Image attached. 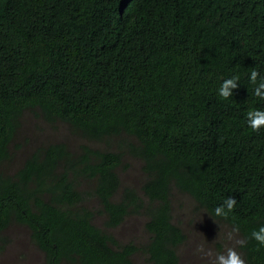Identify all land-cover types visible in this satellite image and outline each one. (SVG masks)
I'll return each mask as SVG.
<instances>
[{"label": "trees", "instance_id": "16d2710c", "mask_svg": "<svg viewBox=\"0 0 264 264\" xmlns=\"http://www.w3.org/2000/svg\"><path fill=\"white\" fill-rule=\"evenodd\" d=\"M262 78L264 0H0V254L19 225L43 264H181L177 191L238 226L245 264H264L251 238L264 226V127L246 118L264 111ZM27 111L79 142L32 146L12 169ZM126 155L140 185L123 181ZM132 215L146 219L142 242L114 234Z\"/></svg>", "mask_w": 264, "mask_h": 264}, {"label": "rangeland", "instance_id": "374dc122", "mask_svg": "<svg viewBox=\"0 0 264 264\" xmlns=\"http://www.w3.org/2000/svg\"><path fill=\"white\" fill-rule=\"evenodd\" d=\"M55 126V128L51 127L42 116H36L33 111L25 112L20 130L13 143V146L20 144L21 148L18 150L17 158L11 168L17 166L20 160H24V157L33 149L32 146L44 142L65 140L74 145L79 142L78 139L71 138L66 126L61 123H57ZM100 147H105V145L102 144ZM125 164L128 165V168L122 173L124 183L134 186L140 185L142 180L141 162L126 155ZM174 194V221L180 223L188 234L187 244L181 251V264H212L215 255L225 253L228 247H234L242 257L238 245L235 243L236 240H240L238 234H234L233 240H228L227 234L232 231L231 229L218 225L204 209L198 208L190 196L177 191ZM98 220L101 221L99 218ZM145 223L144 216L132 215L127 218L123 225L114 230V234L123 242L131 239L142 242L148 235L145 230ZM6 235L9 236L10 241L8 239L9 242L5 243L8 244L5 246L4 252L0 254V264L44 263V253L32 242L30 233L25 228L14 225ZM218 243H222V248L218 249ZM208 250L213 252L212 258L205 255Z\"/></svg>", "mask_w": 264, "mask_h": 264}, {"label": "clouds", "instance_id": "9594fccd", "mask_svg": "<svg viewBox=\"0 0 264 264\" xmlns=\"http://www.w3.org/2000/svg\"><path fill=\"white\" fill-rule=\"evenodd\" d=\"M258 76L259 72L253 68L250 72V82L256 84ZM238 80V76L226 79L218 90L219 96L225 100L233 96V90L238 87ZM254 95L259 99L264 100V78H262L261 82L255 87ZM246 118L248 126L253 131H259L262 127H264V111L262 110H249ZM236 203L237 201L235 198L229 197L225 199L223 204L215 208L214 215L216 217L226 218L228 214L233 211ZM238 232V226L234 227L232 231L227 234V239L233 240L234 234H238ZM251 238L260 245L264 246V226L260 227L258 230H254L251 233ZM235 243L242 247L245 245L246 240H236ZM205 255L212 258L213 252L208 250ZM212 264H245V260L240 256L234 247H228L225 253L215 255V258L212 260Z\"/></svg>", "mask_w": 264, "mask_h": 264}]
</instances>
